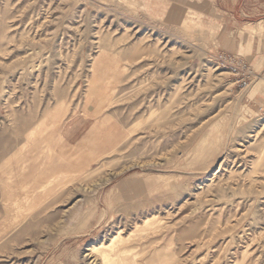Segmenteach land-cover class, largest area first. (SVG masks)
<instances>
[{"label":"rangeland","instance_id":"rangeland-1","mask_svg":"<svg viewBox=\"0 0 264 264\" xmlns=\"http://www.w3.org/2000/svg\"><path fill=\"white\" fill-rule=\"evenodd\" d=\"M259 21L264 0H0V264H264L263 58L232 53Z\"/></svg>","mask_w":264,"mask_h":264},{"label":"built area","instance_id":"built-area-1","mask_svg":"<svg viewBox=\"0 0 264 264\" xmlns=\"http://www.w3.org/2000/svg\"><path fill=\"white\" fill-rule=\"evenodd\" d=\"M210 62L215 65L216 69L224 70L231 76L241 89L249 87L254 74L250 63L236 55L217 52L212 54ZM264 112V110H263Z\"/></svg>","mask_w":264,"mask_h":264},{"label":"crops","instance_id":"crops-1","mask_svg":"<svg viewBox=\"0 0 264 264\" xmlns=\"http://www.w3.org/2000/svg\"><path fill=\"white\" fill-rule=\"evenodd\" d=\"M253 25H251V27L256 28L258 25H262L264 27V21H259ZM233 39L234 43L232 53H241L246 59H248L251 63H255L256 65H258L261 59L263 58L262 63L264 65V41L262 42V46H260L258 42H256V45L248 46L246 44V41L237 39L236 33L233 34Z\"/></svg>","mask_w":264,"mask_h":264},{"label":"bare ground","instance_id":"bare-ground-1","mask_svg":"<svg viewBox=\"0 0 264 264\" xmlns=\"http://www.w3.org/2000/svg\"><path fill=\"white\" fill-rule=\"evenodd\" d=\"M128 3H129V2H128ZM259 30H260V29H259ZM259 30H258V31H259ZM204 31H205V30H204ZM255 93H256V92H255ZM147 220H148V218H147ZM143 222H145V221H143ZM151 222H152V221H151ZM153 223H154V222H153ZM142 224H143V223H142ZM155 224H156V223H155ZM139 226H141V225H139ZM154 226H155V225H154ZM151 227H152V225H151ZM108 244H109V243H108ZM95 249H96V248H95ZM96 250H97V249H96ZM96 250H95V251H96ZM93 251H94V250H93ZM100 259H101V258H100Z\"/></svg>","mask_w":264,"mask_h":264}]
</instances>
